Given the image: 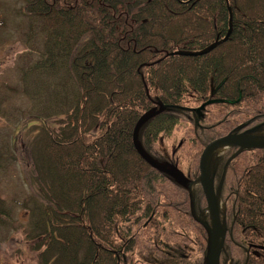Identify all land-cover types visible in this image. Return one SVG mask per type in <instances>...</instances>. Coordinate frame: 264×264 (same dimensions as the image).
I'll return each mask as SVG.
<instances>
[{
    "label": "trees",
    "instance_id": "trees-1",
    "mask_svg": "<svg viewBox=\"0 0 264 264\" xmlns=\"http://www.w3.org/2000/svg\"><path fill=\"white\" fill-rule=\"evenodd\" d=\"M23 1L45 40L23 78L39 89L27 95H47L65 117L56 130L43 120L32 143L41 203L28 236L39 264H206L188 190L139 155L133 134L165 106L138 143L192 181L214 140L264 135V0ZM39 72L51 85L40 86ZM181 129L185 141L162 154L158 139ZM236 151L213 160L218 184ZM194 195L199 214L207 204L200 188ZM221 200L220 264H264V150L229 162Z\"/></svg>",
    "mask_w": 264,
    "mask_h": 264
},
{
    "label": "rangeland",
    "instance_id": "rangeland-1",
    "mask_svg": "<svg viewBox=\"0 0 264 264\" xmlns=\"http://www.w3.org/2000/svg\"><path fill=\"white\" fill-rule=\"evenodd\" d=\"M40 21L27 15L23 0H0V264H39V253L31 248L38 240L28 236L37 222L36 206L41 203L32 143L43 120L56 130L65 119L45 100L47 95L31 100L26 89H39V84L32 79L23 81L43 51ZM43 74L37 75L42 80L41 87L49 84ZM96 135L92 133L90 138ZM185 139L181 129L170 138L160 137L157 147L162 154L171 156ZM227 151L222 148L216 156ZM190 163L185 158V170Z\"/></svg>",
    "mask_w": 264,
    "mask_h": 264
},
{
    "label": "water",
    "instance_id": "water-1",
    "mask_svg": "<svg viewBox=\"0 0 264 264\" xmlns=\"http://www.w3.org/2000/svg\"><path fill=\"white\" fill-rule=\"evenodd\" d=\"M218 45L219 42L209 47L207 50L202 52V54L213 51ZM218 102L223 103L224 101H218ZM158 106H159V110L157 108H154L152 111L144 115L137 123L133 134L134 146L137 152L139 153V155L149 165H151L153 168H156L162 172L171 175L173 178H175L178 181L179 184H181L182 186L188 189L190 204H191V214L195 219V221L203 226L208 237L206 264H220L221 254L225 244L227 228H226V222L222 221V215H221L220 192L222 185L220 186L219 190L216 191L214 180L211 174V160L215 155V153L222 148H230V147L238 148V152L236 153L235 156H237L239 153L245 150H264V138H257L251 136L249 132H245L240 135H228L224 138L212 142L206 147L200 159V177L197 181L202 186L203 193L205 195L208 204L207 212L210 216V222H205L202 219V217H198L196 215L195 200L193 196V186L195 183L187 179L184 176V174L181 171L177 170L176 168L167 169L165 166L159 165L144 152V150L137 141L138 132L140 128L148 120L163 113L166 110V107L163 106L162 104H158Z\"/></svg>",
    "mask_w": 264,
    "mask_h": 264
},
{
    "label": "flooded vegetation",
    "instance_id": "flooded-vegetation-1",
    "mask_svg": "<svg viewBox=\"0 0 264 264\" xmlns=\"http://www.w3.org/2000/svg\"><path fill=\"white\" fill-rule=\"evenodd\" d=\"M216 168V167H215ZM215 170V169H214ZM215 184L218 185V171L215 172Z\"/></svg>",
    "mask_w": 264,
    "mask_h": 264
}]
</instances>
